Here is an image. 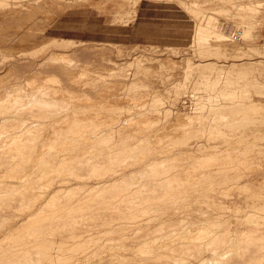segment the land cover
<instances>
[{"label": "rangeland", "instance_id": "obj_1", "mask_svg": "<svg viewBox=\"0 0 264 264\" xmlns=\"http://www.w3.org/2000/svg\"><path fill=\"white\" fill-rule=\"evenodd\" d=\"M12 1L23 2V3H28V4H32L31 1L35 2V6L33 5L35 7L33 9V12L35 15L29 19L30 20L29 23H31L30 25H32V23H33L32 18H36V21L40 20V18L46 19L50 14H53L57 9V8H55L56 6L54 5L53 2L46 1V0H41V1L40 0H12ZM37 1H40V2L37 3ZM65 1H66V3L70 2V4H68L69 6L66 8V10L59 12L58 13L59 15L57 14L56 17H58V18L55 17V19L52 21V23L49 24L50 26L47 25L44 32H42L40 34L38 32H36V34H35V30L32 29L31 32L29 33L30 35H28V36L30 38H34V40H38V39L44 40V38H46V37H51V36L53 37L54 36V37H60V38H68V39H71V41L70 42L69 41L64 42L62 44L61 48H52V49H39L38 48L35 55H32V54L30 55L29 53H24V54L20 55L19 57L14 58V59L5 60V62L0 61V74L2 72H4L7 69V67H9V65H11L13 63L16 66L15 77H13V79L4 83V85L10 84V83L17 81V80H23L24 78H27L28 76H30L32 74V72H33L32 70H34L37 67L36 66L37 62H39L40 60H45L49 56H55L56 55L55 52H67V54H69V56L78 60L79 67H81V68L82 67L83 68L88 67L87 69L93 74H94V72L97 71L96 74H94V76L91 78L92 80L96 79L95 80L96 84H95V81H92L90 79H85L86 81L88 80L87 82L83 81V82L79 83L77 81V77H75V75L74 76L72 75L73 73L67 74L66 72H63L62 66L60 64L58 65V63H56V64L55 63H51V64L49 63V64L43 65L41 67L42 69L40 68V71H41V75H43L42 78H44V79L40 78L39 82H42L41 81V79H42L43 83L47 82L45 85L46 87L50 85L49 87H51L52 89L54 87V89L57 88V89L68 90V91H72V93H76V92L78 94L82 93L87 98H91V100L85 101L84 103H88L91 106L95 105L96 109H94V110H96L98 113V115L95 116L97 119H95V117H93L92 122H91V120H89V119H91L92 117H88V116L86 117L85 116L83 118H80L79 120L71 121V122H73V125L75 127L72 126L71 122H68L67 124L65 123L66 125H64V129L62 128L63 124L57 128L56 131L60 132V133L57 132L58 134H61V132H63L62 135L64 136V138L67 139L66 141L71 146L69 148H63V149H62V147H60L61 149L59 148V145L61 144V142L65 141V140L58 138L56 136L57 135L56 133L55 134L52 133V134H48V135L47 134L44 135V133H41L42 136H41V134H39L40 138L37 140V149H35L36 147L33 148V150H31V153L26 152V151H28V148H24L26 150L24 152H23L24 149H22V148H20V149H18L16 147L13 148L11 152L16 154L17 157H15V159L17 161L19 159H21V157H25V156H26L25 160L28 161V163L25 164L26 169H28V171L27 170H23V171L19 170L16 174L18 176H16L17 178L15 177V179L13 178L14 176L13 177L8 176V173L7 172L5 173V171H4L8 163L5 162V164H4L3 161L9 160V158H11L10 157L11 153L6 152L7 149L0 152V161L2 164L1 168H0L1 169L0 180H2L4 178L6 180V181L2 180V182H4V183H2L0 181L1 182L0 188L2 191V193L0 194V202H1L0 203V211L2 208H5L4 210H2V212H0V217L3 215L5 216V214L7 217H9L11 215L10 218H7V219H4V218H6V216L1 217V219H3V220L0 219V224H2V225H0V237L1 238L4 236L7 237L9 234L8 229L13 224H15V219L23 216L22 213H28L30 211L29 209H26V210H28V212L25 209H21L22 203H24L23 205L27 204L26 199H27V201L29 200L28 202L33 200L32 198H34L36 200H37V198H38V200H44L45 199L44 197L40 196V193L42 191L46 190L47 182L49 183V181H54L53 179H55V178H53V176L58 174L52 168V166H54V164H56V163H54V164L46 163V165H45V162H42L45 157H47L48 159H50V157H51V159H52L55 157V155H53V154L51 155V153H53L55 151L56 152L57 151H59V152H62V151L68 152L69 151V153H71V154L70 155L68 154L66 156L69 158L70 162H72L73 159H74V161H76V160L83 159V158L85 159V161H88L89 156H87V155H88V151H90L91 145L95 144V143L98 144L99 142L103 143V144H101V145L98 144V145H100V147H96V149H94V150L95 151L97 150L96 152H100V153L103 152V154L102 155L97 154V157L95 154V156L90 157V159L98 158V159L103 160L104 161L103 167H106V166L107 167H109V166L114 167V165L116 164L115 168L119 167V169H121V172L123 174H127V175H130L131 173H133V174L135 173L134 175L137 174V176H136L137 179L134 176L135 177L134 181L136 182V184L150 180L151 176L147 175L148 173H147L146 167L149 163H151L155 159L157 160V158H159V157H161L160 159H171V158H175L177 156V159H180V158H178V156L182 154L181 156L183 157L185 155L184 152H186V154L191 153L192 156H195L197 153H199L205 149L216 150L218 152L222 150L223 152L226 153V154L223 153L222 156H218V158L213 157V162L211 163L212 164L211 167L212 168L217 167L220 170L214 172V175L212 174V176H210V178L207 177L205 179V183H202L203 181L201 182V180L194 181V183L197 182V184L193 183L192 184L193 188H190L189 191L184 192V194L185 193L187 194V195L185 194V196H184V194L183 195L182 194L181 195H177V194L173 195L172 194V197L170 195L165 196L164 197L166 199L165 204L164 205L162 204V207L165 209L163 211L158 210L157 219H152L153 216H151V215L154 214V212L152 210L146 211V213L144 211L143 213H141L143 215H141L139 217V220H140L139 222L143 223L145 225V227L143 225V227H142L143 229L142 228L138 229L136 227H133L132 229L123 230V231H127V232L131 231V234L134 233V234H132V236L134 235V237H135V238L133 237L135 240H133V238H132V242L134 244L133 245L134 247L136 245H137L136 247L140 246L139 244H136L137 242H135L138 240V238L141 240L151 239L153 236L156 235V233L157 234L162 233V232L167 233V232L173 231L176 228L179 229V227L183 223L207 222L208 219H211L209 221H217L218 220L220 222H223V223L229 225L230 226L229 231L231 233H235V231H236V233H238V231L241 232V229L238 227V225H243L244 223L251 224V222L248 220V218L245 217L246 216L245 214L247 212L253 210L252 209L253 207H251V204H253L254 201L257 202L256 204L258 205V208H256V211H259V213L261 211V214L264 213V211H263L264 210V200L261 199L259 196L252 195L253 192H255V191L257 192V191L263 190L261 187H259L258 178L264 176V158H263L264 157V114H263L264 113V111H263L264 110V71H263L264 70L263 69L264 63L259 62L254 68H252L248 77L235 76L234 74L231 75V74H227L226 72H225V74H226L225 75L224 72L219 71L218 70L219 68H218V69H215L213 71V73H212L213 75L211 74L209 77H203L202 78L200 71H198L197 69H194L190 74H188L187 71L185 70V65H186L185 59L187 57H191L192 60L195 62L196 61H202V60L207 61V60H210V58H213L218 62V64H221L222 62H225V63L232 62L236 59V57L227 56L223 53H216L218 51H216L215 49H213V51L212 50L211 51H205L204 46H208V44H209V45L214 47L216 44L217 45L219 44V42L216 41L217 40L216 33L214 34L216 37H214L213 34L208 35L209 37L207 36L208 39H210V40H208L207 43L205 42L204 46H203V43L199 42L198 37H196V36H198L196 33L197 32L196 30L199 27L198 25L205 22L204 19L206 18V16H210V15L214 16L213 26L215 28V32L226 35V36L229 35V37L231 38L230 32H228L229 30L232 31V30L240 29V30L244 31L246 26H248L251 22H253V21L258 22L257 20L260 17V15H261V17H264V7H263L264 4L257 5V10L255 11V13H252L248 19H245L243 21H241V20L238 21V19L234 18V16H233V14H235L237 12V10L231 5V3L226 2L225 0H133V1L137 2L136 13H137L140 5H142V6L155 5V7L157 8V11H159V17L167 16V13H168L169 14L168 18H170V19H167V20L159 19L158 23L151 22L150 23L151 27H149V28L147 27L146 23H142V25L140 26L139 32L137 30H135V33L132 34L131 33V26H130V23L132 20H130L127 23L128 25L127 24L126 25H123V24L119 25V24L114 23L113 19H114L115 13L112 12L111 7L108 8L109 5H105V6H107V8L102 10L99 7V4L98 5L97 4H95V5L89 4L90 0H86V3L84 2L85 0H71V1L65 0ZM67 1H69V2H67ZM130 1H132V0H130ZM261 1H264V0H261ZM76 3H78V4L76 5ZM36 5H37V7H36ZM53 5H54V7H53ZM224 8H228L229 13L218 10V9L222 10ZM198 10H200V11H198ZM136 13H135V16H136ZM0 15H1L0 16V40H1L4 37H6L8 35V33L12 30V27L10 24L14 23V21H13V19L9 18L8 16L2 14L1 11H0ZM26 18H28V16H26ZM202 18H203V20H202ZM155 26H158V27H156L157 29L154 28ZM3 27H4V29H3ZM1 31H2V33H1ZM148 32L151 34V36H153V38L151 37V38L147 39L148 37H146V35H148ZM179 32H181V34L183 33V35H184L183 39L181 40V42H184V43H182V45L180 47L167 48L166 45H163L165 43H159V42H164V40H167L166 34H168V33L169 34H172V33L178 34ZM32 34H34V35H32ZM35 35H37L36 39H35ZM137 35H139V37H137ZM142 35H144V36H142ZM156 35H158L159 37L154 38ZM161 36H163V37H161ZM137 38L150 40L149 44H147V45L146 44H136L135 40ZM153 41H159V42L157 43V42H153ZM252 41L253 42H259V43L264 42V33H262V35H258V37L256 39H253ZM116 42H118V46L120 45L119 47H117ZM236 42L243 43L244 39L241 41H236ZM30 49H32V48L30 47ZM211 52H213V53H211ZM137 53H144L147 55H151L153 57H156V56L164 57L165 55L166 56L168 55L172 58L181 59L182 61L179 62L175 68H172V69H161V68L155 67V65H153V66L151 65L150 67L128 65L127 61L133 59ZM205 53H207V54H205ZM246 57H247V59H256V58L258 59V58H261V55L253 53L252 55H247ZM33 58H36V59L33 60ZM115 61L125 62L126 65L123 67L124 69L119 70V68H117L115 66L116 65ZM80 62L82 63L81 64L82 66L80 65ZM20 63L22 65H20ZM83 65H85V66L90 65L91 67L90 66L84 67ZM112 68H115V69H112ZM220 68H221V66H220ZM92 70H93V72H92ZM21 71H23V72H21ZM77 71L75 69L72 72H77ZM115 71H116V73H115ZM113 72H114V74H113ZM154 72H156V73H154ZM258 72H260V74ZM43 73H45V76ZM111 73H112V75H111ZM170 73H171V75H170ZM172 73H174V74H172ZM175 73H177V74H175ZM106 74H107V77L105 76ZM116 74H118V75L116 76ZM221 74H222V76H221ZM212 76H214V78H212ZM48 77H49V79H48ZM72 77H74V78H72ZM101 77H104V78H101ZM167 77H169V79ZM229 77H230V79H228ZM204 78L208 82H206L204 80ZM210 78H211V80L212 79L213 80L211 81ZM48 80H49V83H48ZM71 80H73V81H71ZM107 80L109 83L106 82ZM99 81H102L101 85L103 84V86H101V85L98 86V84H100ZM119 81H120V83H118ZM104 82L106 83V85ZM214 82H215V84H214ZM222 82H224V84ZM52 83H53V85H52ZM55 83H56V85H54ZM74 83H76V84L78 83V84L76 85ZM182 83L184 84L185 87H183L178 92L179 94L178 93L173 94L174 90H172L171 88H173L176 84H182ZM173 84H174V86H173ZM4 85H1V87ZM65 85H66V87H65ZM60 86H61V88H60ZM87 86H88V88H87ZM100 86H101V88H100ZM104 86L106 87L105 89H104ZM64 87H65V89H64ZM80 89H81V92L79 91ZM168 89L172 90L170 92V96L163 95V93L166 92ZM107 90H110V91L107 92ZM104 91H105V93H103ZM111 91H112V93L110 94ZM234 91H235V93H234ZM247 91H248V93H247ZM230 92H231V95H230ZM232 92L234 93V95ZM157 93L162 94L161 97H158L160 100L158 98H155V96H154ZM104 94H106V95H104ZM239 96H240V98H239ZM248 96H249V98H248ZM97 97H99V99ZM112 97L114 99H116L115 100L116 102L115 101L112 102L114 100V99L112 100ZM231 97L233 100L231 99ZM123 99H124V101H123ZM94 100H95V103H94ZM107 100H108V102H107ZM142 101H143V103H142ZM116 103H118V104H116ZM255 103L258 104L259 106H261V105L263 106L259 112H253L252 109L248 108V106H247V105H249V106L254 105ZM226 104H229V105H226ZM159 105H161V106H159ZM212 106H213V108H212ZM227 107H228V109H227ZM232 107H233V109H232ZM135 108H137V109H135ZM139 108H140L141 112H148V111L149 112L150 111H160L161 112L162 111L161 112L162 117L159 118L160 120L159 119L158 120L152 119L148 123H144V120H146V118H143V117L131 120L132 122L130 121V119H128V117L125 118L127 116L126 114H128V113H129L128 114L129 117H130V115H136L138 113H141L139 111ZM153 108H154V110H153ZM246 108H248V110ZM229 109H230V111H229ZM235 109H237L240 113L238 111H235ZM163 110L165 112H163ZM249 110H251V111H249ZM167 111L169 112L168 114L170 115L171 119H170V117L167 116V114H166ZM195 111H196V113H195ZM232 111H234V112H232ZM164 113H165V115H164ZM179 113L187 115V116H193V115L199 114V117L197 118L198 120H195L194 122H192V124L190 126L188 125L190 128L188 127V130L186 131V133L183 130H181V132H179V135L177 132V134H175V135H172L170 137H166L165 138L166 140L164 139V141H162V142H155L156 146L154 144V140L152 142V138L154 136L151 138L148 137L150 140L149 145L144 143L141 140L142 139L141 136H145L143 138H146V136H147L146 132H148V131H149L148 135H150V134L155 135V133H158L160 130L166 131L167 125H169V119H170V123H171L172 127L170 125L168 127L173 128L175 124L172 125V123H175V121H174L175 117ZM103 115H105V116H103ZM166 117H167V119H166ZM108 118H109V120H108ZM19 119H24V120L27 119L26 120L27 122H31L34 120L45 121L46 123L53 122L52 118H39L38 116L33 117L32 115L29 116L28 114L21 115L19 117ZM125 119H128V122H130V124H128V122L126 124H122V121ZM98 120H99V122H98ZM137 120H139V121H137ZM172 120H173V122H171ZM81 122H82V124H81ZM216 122L219 124H217ZM100 123H103L102 124L103 128L106 127V128H104L105 130L106 129L109 130V132L107 133V134H109L107 137L108 140L107 139L104 140V138H101V140H104L102 142V141H100V139H93V138L91 139L90 136H87V135H90L88 133V134H86L87 137L86 138L84 137L82 139L83 145H81V147L75 148V149L72 147V145L74 143L73 141H74L75 137L78 135V133L76 132L77 131L76 128L78 126H82L84 124H86V125L98 124L99 125ZM209 123H211V124L209 125ZM141 124H142V126H141ZM159 124H160V126H159ZM138 125L140 127H138ZM143 125H144V128H143ZM149 125H150V127H149ZM153 125L154 126L157 125V127L153 128L154 127ZM122 126H123V130L121 129ZM133 126H134V129L132 128V130H131L130 128ZM135 126L137 129H135ZM73 127L76 131L73 130ZM61 128L64 131H67V132H65L66 134L64 133V131ZM113 128L115 129V133L113 132L114 131ZM156 128H158V129L161 128V129L160 130L157 129L158 131H156ZM170 128H167V130H169ZM215 128L216 129L220 128V131L222 132V134H221V132L220 133H211L210 132V129H215ZM146 129H147V131H146ZM118 130H120V131H118ZM144 130H145V133L143 132ZM256 130L257 131L261 130V131L260 132L258 131L259 133H257ZM140 131H141V133H140ZM208 131L210 132V134ZM252 131L254 133H252ZM188 132H189V134H188ZM70 133H71V135H70ZM255 133H256V136L254 135ZM212 134H214V135H212ZM184 135H186V136H184ZM252 135H254L255 137L254 136L252 137ZM46 138H47V142L45 141ZM69 138H71V139H69ZM135 138H136V140H135ZM180 138H183V139H180ZM129 139H131V141ZM97 140H99V141H97ZM167 140H168V142H167ZM171 140H172V142L170 143ZM114 141H116V142H114ZM141 141L145 145H140ZM89 142H90V144H89ZM111 142L114 143L113 144L114 146L111 144ZM176 142H177V144H176ZM45 143L51 144V145L58 144V146H57V148L56 147L50 148V147H46ZM115 143H117V144H115ZM128 143H129V147H128V145H125ZM106 144L108 147L106 146ZM256 144H258V145H256ZM117 145L120 147H118ZM123 145H125L126 148ZM245 146H247V147H245ZM146 147H148V148H146ZM249 148H250V150H249ZM54 149H56V150L54 151ZM121 149L122 150L126 149L125 155L124 154H122V155L118 154V150L121 151ZM252 149H253V151H251ZM46 150L48 152L50 151V153L48 154L49 157L47 154L46 155L43 154V151L45 152ZM72 150L74 152H77L78 154L74 155V152ZM112 150H113L114 154H113V156H111L112 157L111 158L110 155H108V154ZM160 150H162V152H159ZM246 150H248V151H246ZM15 151H18V152L16 153ZM21 151L23 154H21ZM39 151H40V153H39ZM84 151L86 153H84ZM146 151L148 152L147 155H149V154L150 155L147 157L144 156V158H142V156L145 154H142V155L139 154V156H141L139 159L138 153H141V152L144 153ZM151 151H152V153H150ZM241 152L243 154H241ZM85 154H87V155H85ZM255 154L257 157L255 156ZM3 155L6 156L5 157L6 159L4 158ZM7 155H9V157H7ZM27 155L30 158H33V161L29 162L30 158ZM134 155H135V157H134ZM2 157L4 158V160H2ZM72 157H73V159H72ZM123 157H124L125 161L122 162V164L120 165L118 163L119 158L122 159ZM136 159L137 160L139 159V160L137 161ZM141 159H142V161H141ZM130 160H131V163L128 162ZM126 161H127V163H126ZM132 162H134V164ZM217 162H218V164H217ZM257 162H259V164ZM30 163H31V165H30ZM34 165H36V166L34 167ZM117 165H118V167H117ZM189 165L190 164H188V165L184 164L181 166V168H183V167L186 168ZM30 167H31V169H30ZM47 167L48 168L50 167V168L48 169ZM51 169L53 170V172ZM141 169H143V170H141ZM43 170H44V172H43ZM49 170H51V171H49ZM134 170H135V172H134ZM128 171H129V173H128ZM130 171H131V173H130ZM141 171H144L146 173L141 172ZM45 172H46V174H45ZM48 173H50V174H48ZM38 174L40 177L38 176ZM61 174L62 173H59V175L56 177L65 175V174H62V175ZM20 175L25 176V177L23 179L18 178ZM29 175H31V176H29ZM42 175H44V177ZM48 175L50 176V178ZM111 175H109V176H111ZM113 175L117 176L116 173H113ZM26 176H27V178H26ZM30 177H32V178L28 180V178H30ZM138 177H139V179L141 177V179H140L141 181L138 179ZM41 178L43 181L41 180ZM9 180H10V182H9ZM14 180H16L15 183L13 182ZM22 180L24 181L25 185H28V188H29V189L27 188V190L25 188V191L27 193H25L24 195H21L20 193H18L19 188L23 184ZM34 180H36V181H34ZM11 181L13 182V184ZM41 181H42V183L44 181L46 182V183L45 182L43 183L44 185L42 184L43 188L41 186ZM96 181H97V179H91L90 180V182H92V183H94ZM75 183H78V182H75ZM35 184H36V186H35ZM2 185H3V187H2ZM10 185H11V188H10ZM50 185H51V189H54V186H56L54 183L53 184L50 183ZM206 185H207V187H206ZM5 186H7V188H5ZM37 186H38V188H36ZM45 186H46V188H45ZM195 186L197 187V189L194 188ZM33 187H35L34 190H33ZM3 188L6 189V191H4ZM16 188H18V190ZM47 189H50V187H48ZM121 189H123V187L113 188V189H111V191H113L112 193H114L115 190L117 192H119ZM10 190H13L12 191L13 193ZM28 192H29V194H28ZM150 193H151V190H147L145 192V194H147V195H149ZM110 194L111 193H108V194L106 193L105 194L106 197L103 195L104 197L99 196L98 198H96L97 200L100 199L98 201H101V202L94 203V205H92V208H95V206L96 207L99 206L102 208L101 209L97 208V210H94V211H98V212L100 211V213L102 212V214L104 212V209H105V212L109 211V209L107 208V205L110 204V201H112V199L116 200L118 198V197L113 198L112 196H111L112 199H111V197L108 198V196H110ZM206 194H208V195H206ZM18 195H19V197H18ZM25 195H26V197H25ZM147 195H145V196H147ZM2 196L5 198H3ZM12 196H14L15 199ZM33 196H35V197H33ZM149 196H147L148 199L150 198ZM168 196H170V197H168ZM10 197L13 198V201L10 199ZM24 197H25V199H24ZM2 198H3V200H2ZM19 198H22V199H19ZM104 198H106L105 201H107V200L109 201V199H110V201L106 204V202L103 200ZM4 200H6L7 202H4ZM20 200H23V201H20ZM13 202H15V203H13ZM18 202H19V204H18ZM158 205H159L158 207L161 206V201H158ZM7 206H10V207H7ZM103 206H104V208H103ZM105 206H106V208H105ZM121 207L124 208V206H121ZM10 208H13V209H10ZM259 208H262L263 210H261ZM106 209H108V210L106 211ZM254 209H255V207H254ZM257 209H259V210H257ZM11 210H13V213L10 212ZM17 210H19V211H17ZM124 210L125 209L119 210V209L113 208L111 211H109V213H111V212L112 213H117V212L122 213V212H124ZM77 211H79V213ZM90 211H91V208H88V209L85 208V210L84 209L76 210V212L72 213L73 216H76L75 218H73V216H71L70 219L68 218L69 220L67 218H65V219L62 218L59 221L55 220L54 221L55 224H54V222L51 223L50 227H49V221H47L48 224H45L46 226L42 227V224L44 225V221H43V219H41V222H39V224L34 223L32 225H29L26 229L22 230L23 231L22 235H21L22 231H19V232L16 231L17 235H15L16 233L12 234L14 236V238H12V235H10L9 236L10 239L9 238L5 239L3 241L2 247H0L1 248L0 253H2V254H0V257H1L0 258V264L9 263L8 262L9 258L7 259V257L10 256L9 253H10L11 249L14 248L13 243H15V241L19 240L20 238L27 239L29 236L31 237V235H29V236H28V234L25 235V233H27L26 231L32 232L35 230V228L37 229L38 226H41L42 228L48 227L47 229H45V228L41 229L42 233L40 232L41 234L38 237L39 241H41V240L44 242H48L47 240L56 241L54 244H52V246H54V247L49 250L51 253L54 254L55 260L53 259V261H55L56 263L53 262V264H63V263L64 264H72V263L73 264H93V263L94 264H101L102 262H103V264L116 263V261L110 260L109 256L112 253L114 254V253L119 252V250H117L116 248L120 247L121 243L118 244L120 242L118 240L120 237V232L117 230H116V232L114 231V233H112L113 231L109 232L107 235H105L103 238H101V240L95 239V240H92L93 242L92 241H86V240L84 242V240H83L82 243L86 244V246H84V247H79L81 245H78L76 247V244H77L76 243L74 245L75 247L72 246V247H74V248H72L70 246V242L67 241V240H70V237L69 238L66 237V234L69 233V231L73 227V225H71V224L73 223L74 219L78 218L75 221V225L78 226L76 229H74L75 231L78 230L77 232H83V233H85L86 230L89 231V232L86 231V233L84 235H86V234L89 235L90 233L97 231L96 227H94V226L92 227L91 225H92L93 221H94L93 224H96V222H100L102 220H101V218H100V221L97 220L98 217L95 216V218H97V219L93 218V220H91V222H90V218L94 217L90 214H89L90 216L86 215V214H88V212L91 213L93 210L91 212ZM4 212H5V214H4ZM151 212H153V213H151ZM20 213H21V215H20ZM46 213L49 214V212H46ZM82 213H84L83 214L84 216L82 215ZM160 214H161V216H160ZM212 214H214V216H212ZM81 215L85 219V221L83 220ZM95 215H97V214L95 213ZM186 215H188V217ZM88 217H90V218H88ZM86 219L88 222H86ZM142 219H144L145 221H143ZM78 220H79V223H78ZM1 221H4V222H1ZM65 221H68V222H65ZM69 221H72L71 224ZM83 221L86 223H83ZM261 221H262V223H264L263 218L261 219ZM56 222H59V223H56ZM160 222L164 223V228L162 229L163 231H161L160 228H157L158 225L160 224ZM65 223L66 224L69 223L68 225L70 226V228L67 227ZM58 224L59 225L65 224L64 226H66L68 229L66 227H64L63 225H60L61 227L60 226L58 227ZM78 224H80V225H78ZM85 224H87V225H85ZM147 224H148V226H147ZM52 225L55 228H53ZM81 225L83 226V228ZM174 225H175V227H174ZM30 226H32V227H30ZM33 227H35V228H33ZM86 227H88V228H86ZM147 227H149L148 229L151 230V232L153 233L152 235L150 232H148L149 230L147 229ZM154 227L157 228V229H155V231H154ZM53 229H56L57 231L53 230ZM64 229L67 231L66 233L64 232L65 231ZM145 229H147V230H145ZM263 229H264V227H263ZM263 229L261 230V232H264ZM224 230H225V228H223V227L215 229V231H220V232H223ZM30 232H28V233H30ZM43 232L44 233L46 232V233L43 234ZM138 232H140V233H138ZM143 232L145 234H147V237H146V235L143 236L144 235ZM47 233H49V234H47ZM118 234H119V236H118ZM15 236H17V237H15ZM107 237L110 239L112 237H113L112 239L116 238L118 241L117 240L113 241L112 239L111 240L109 239V241H107V239H108ZM86 238H88V237L86 236ZM77 239H78L77 241L79 242L80 239H83V237L77 236ZM104 239L106 240V242L103 241ZM62 240L63 241L66 240L67 243L64 242L65 244H62L63 243V242H61ZM96 240H97V242H96ZM127 240H128V242L130 241V239H127ZM11 241H12V243H11ZM91 242L93 243V246H92ZM104 242H105V247H104ZM89 243H90V245H88ZM6 244H8V245H6ZM48 244H49V242H48ZM48 244H47V246L49 249L51 247V244H49V245ZM94 244H96V245H94ZM100 244L103 246L101 247ZM109 244H111V245H109ZM67 245H69V246L66 247ZM112 245L114 247L113 249H116V250L112 249ZM8 247L10 248V250H8L9 249ZM96 247L97 248L101 247L100 252L102 251V254H100V252L98 251L99 249H97ZM3 248H4V251H3ZM21 248H22V250H21L22 257L24 256L23 252H24V254H26L25 256H27V255L29 256L30 253L32 251H34V253L32 252L34 258L37 256L36 251H38L40 249L39 247H37V248L34 247V249L31 250L30 252H28V254H27V251L24 248V246H22ZM83 248H85L86 251L89 249L87 251L88 252L87 256L89 257V255L91 254L90 255L91 257L89 258L90 261H88L89 259L87 260L88 257H85L86 252L81 251ZM93 248H95V249H93ZM44 249L42 250V252L44 251ZM48 249H45V250L47 251ZM74 249H76V250L73 251ZM102 249L103 250L106 249L104 251V253H103ZM108 249H109V251H108ZM110 249H111V251H110ZM63 250H64V252H63ZM90 250L92 251L93 255L90 252ZM69 251L71 253H69ZM120 251L125 252V250L123 251L121 249H120ZM61 252L64 253L63 254L64 257H63V255L61 257ZM66 252L69 254L67 255ZM98 252H99V254H98ZM56 253L58 255H60L59 258H63V260L62 259L57 260L56 259L57 257L55 256ZM32 254L30 256H32ZM7 255H9V256H7ZM67 256H69V258H71V260H68L69 258ZM75 256H76V259H75ZM72 257H74V258H72ZM4 258L6 259V262L5 261L2 262ZM91 258H93V259H91ZM24 259L25 258H23V260ZM101 259H102V261H101ZM26 262L30 264L31 261H29V262L26 261ZM47 262H50V264H52V261H50V260L47 261L46 259L41 260V261H37L36 264H47ZM248 264H250V263L248 262ZM260 264H264V261H261Z\"/></svg>", "mask_w": 264, "mask_h": 264}, {"label": "bare ground", "instance_id": "obj_2", "mask_svg": "<svg viewBox=\"0 0 264 264\" xmlns=\"http://www.w3.org/2000/svg\"><path fill=\"white\" fill-rule=\"evenodd\" d=\"M40 1H37V3H39ZM46 1L53 2L54 5L56 6L55 8H57L56 11L53 14H50L46 19L40 18V20L36 21V18H32V22L33 23H32V25H30L31 23H29V21H30L29 19L35 15L34 12H33V9L35 8L34 7L35 6V2L31 1L32 4H28V3H23V2H14L12 0H0V11H1V13L6 15V16H8L11 19H13V21H14V23L10 24L11 27H12V30L8 33V35L6 37H4L3 39L0 40V61L5 62V60L14 59V58L19 57L20 55H22L24 53H29L30 55L31 54L35 55V53H36L38 48L39 49L61 48V46H62V44L64 42H68V41L70 42L71 41V39H68V38H60V37H54V36L53 37L52 36L51 37H46V38H44V40H42L41 38H40L41 40H39L38 38H37L38 40H34V38H30L28 36V35H30L29 33L31 32L32 29L35 30V34H36V32H38L39 34L44 32L46 27H47V25L52 23V21L55 19L57 14L59 12H61V11L66 10V8L69 6L68 4H70L69 1H67L69 3H66L65 0H46ZM225 1L231 3V5L237 10V12L235 14H233V16H234V18L238 19V21L239 20L243 21L245 19H248L250 17V15L252 13H255V11L257 10V5L264 4V1H261V0H225ZM84 2L86 3V0ZM77 4L78 3H76V5ZM89 4H92V5H95V4L98 5L99 4V7L102 10L107 8V6H105V5H109L108 8L111 7L112 12L115 13L114 14V19H113L114 23L120 25V24H127L130 20L134 19L135 13H136L137 2L133 1V0L132 1H130V0H90ZM54 5H53V7H54ZM36 7H37V5H36ZM218 10L229 13V9L228 8H224L222 10L218 9ZM198 11H200V10H198ZM26 16H28V18H26ZM56 18H58V17H56ZM202 20H203V18H202ZM204 20H205V22L201 23L200 25H198L199 27L196 30L197 31L196 33L198 35L196 37H198L199 42L203 43V46H204L205 42L207 43V41L210 40V39H208V37H209L208 35H210V34L214 35L215 33H216V36H217V40L216 41L219 42V44L218 45L216 44L214 47L209 45V44H208V46H204L205 47V51H211V50L213 51V49H215L216 51H218L216 53H223V54H225L227 56L236 57V59L234 61H232V62H228V63L222 62L221 64H218V62L215 59H213V58H210V60H207V61H205V60L203 61L202 60V61H196L195 62V61L192 60L191 57H187L185 59V61H186L185 62V64H186L185 65V70L187 71L188 74H190L194 69H197L198 71H200V74L202 75V78L203 77H209L213 73V71L215 69L219 68L218 70L221 71V72H224V74L226 72L227 74H231V75L234 74L235 76L248 77V75L250 74V71H251L252 68H254L259 62H263L264 63V58H263L264 57V42H260L259 43V42H253L252 41L253 39H256L258 37V33L254 29V24H255L254 21L251 22L248 26H246L244 31L241 30L242 38L239 41L244 39V42L243 43H239V42H236L238 40L235 41L232 37L230 38L229 35L226 36V35H223V34L215 32V28L213 26V24H214L213 23L214 22V16H212V15L206 16V18ZM3 29H4V27H3ZM1 33H2V31H1ZM32 35H34V34H32ZM36 36L37 35H35V39H36ZM216 36L214 35V37H216ZM116 45H117V47L120 46V45L118 46V43ZM30 47L32 49H30ZM167 48H170V47H167ZM211 53H213V52H211ZM253 53L261 55V58H258V59L257 58L256 59H247L246 56L247 55H252ZM55 54H56L55 56H49L45 60H40L39 62H37V65H36L37 67L34 70H32L33 71L32 74L30 76H28L27 78H24L23 80H17V81H14V82L10 83V84L4 85V83H6L7 81H9V80L13 79V77H15L16 66L13 63L12 64L10 63L11 65L8 64L9 67H7V69L0 74V152L4 151L5 149H7L6 152L11 153V155L9 154L11 158H9V160H7V161H3L4 164H5V162L8 163L4 171H5V173L6 172L8 173V176H12V177L14 176L13 177L14 179H15L16 176H18L16 174H17V172L19 170L20 171H23V170H27L28 171V169H26V166H25V164L28 163V161L25 160L26 156L25 157H21V159H19L17 161L15 159V157H17L16 154L11 152L13 148H15V147L18 148V149H20V148H22V149L28 148V151H26L24 149L23 152L26 151L28 153H31V150H33V148L36 147L35 149H37V140L40 138L39 134H41V133H44V135H46V134L48 135V134H52V133L55 134L56 133L57 134L56 136L58 138H60L62 140H65V141L61 142V144L59 145V148L60 147H62V149L63 148H69L71 146L66 141L67 139L64 138V136L62 135L63 132H61V134H58L60 132L56 131L57 128L63 124L62 128L64 129V125H66L68 122L79 120L80 118H83L85 116L86 117L87 116L88 117H92L91 119H89L92 122L93 117L98 115L97 111L94 110V109H96L95 105L91 106L88 103H84L85 101L91 100V98H87L82 93L81 94L80 93L78 94L77 92L76 93H72V91H68V90L57 89V88L54 89V87L52 89L51 87H49L50 85L47 86V87L45 86L47 82L43 83L42 79H44V78H42L43 75H41V71H40V68L43 65H45V64H49V63L50 64L51 63H55V64L58 63V65L60 64L62 66L63 72H66L67 74L68 73L69 74L73 73L72 75L73 76L75 75V77H77V81L79 83H81L83 81H86L85 79L92 80L91 78L97 72V71L94 72V74L91 73L87 69L88 68L87 66H90V65H87V66L83 65L84 67H87V68L79 67L78 60H76L75 58L69 56V54H67V52H55ZM205 54H207V53H205ZM35 59L36 58H33V60H35ZM181 61H182L181 59L172 58V57H170L168 55L167 56L165 55L164 57H161V56L153 57L151 55H147V54H144V53H137L134 56L133 59L127 61V64L128 65H137V66H146V67H150L151 65L152 66L155 65V67H158V68H161V69H172V68H175L176 65L179 62H181ZM81 64L82 63L80 62V65ZM115 64H116L115 66L117 68H119V70H123L124 69L123 67L126 65V63L122 62V61L121 62L120 61H115ZM20 65H22V64L20 63ZM220 66H221V68H220ZM75 69H76V71L77 70L78 71L77 72H72ZM112 69H115V68H112ZM21 72H23V71H21ZM92 72H93V70H92ZM115 73H116V71H115ZM154 73H156V72H154ZM258 73L260 74V72H258ZM43 74L45 76V73H43ZM113 74H114V72H113ZM172 74H174V73H172ZM175 74H177V73H175ZM111 75H112V73H111ZM117 75L118 74H116V76ZM170 75H171V73H170ZM105 76L107 77V74ZM221 76H222V74H221ZM40 78H42L41 79L42 82H39ZM72 78H74V77H72ZM101 78H104V77H101ZM167 78L169 79V77H167ZM212 78H214V76H212ZM48 79H49V77H48ZM228 79H230V77ZM95 80L96 79H94L92 81H95ZM204 80H205V78H204ZM210 80H211V78H210ZM71 81H73V80H71ZM106 82H108V80ZM206 82H208V81H206ZM48 83H49V80H48ZM99 83L100 84H98V86L101 85L102 81H99ZM118 83H120V81ZM183 83L182 84H176L175 86L173 84L174 87L171 88L172 90H174L173 94L178 93L183 87H185ZM222 83L224 84V82H222ZM74 84H76V83H74ZM95 84H96V81H95ZM214 84H215V82H214ZM1 85H4V86L1 87ZM52 85H53V83H52ZM54 85H56V83ZM105 85H106V83H105ZM101 86H103V84ZM101 86H100V88H101ZM65 87H66V85H65ZM65 87H64V89H65ZM60 88H61V86H60ZM87 88H88V86H87ZM105 88L106 87L104 86V89ZM171 89H168L166 92L163 93V95L170 96V92L172 91ZM110 90H107V92L110 91ZM79 91L81 92V89ZM103 93H105V91ZM111 93H112V91L110 92V94ZM234 93H235V91H234ZM234 93H233V95H234ZM247 93H248V91H247ZM104 95H106V94H104ZM161 95L162 94L157 93L154 96H155V98H158V97H161ZM230 95H231V92H230ZM97 98L99 99V97H97ZM239 98H240V96H239ZM248 98H249V96H248ZM113 99L114 98L112 97V100ZM231 99H232V97H231ZM115 100L116 99H114L112 102H114ZM123 101H124V99H123ZM107 102H108V100H107ZM94 103H95V100H94ZM142 103H143V101H142ZM116 104H118V103H116ZM255 104L254 105H250V106L247 105V106H248V108L252 109L253 112H259L260 109L263 106L262 105L259 106L258 104H256V105ZM226 105H229V104H226ZM159 106H161V105H159ZM212 108H213V106H212ZM248 108H246V109L248 110ZM135 109H137V108H135ZM227 109H228V107H227ZM232 109H233V107H232ZM153 110H154V108H153ZM139 111H140V108H139ZM229 111H230V109H229ZM235 111H238V110L235 109ZM249 111H251V110H249ZM161 112L160 111L141 112V113H138L136 115H130V117H129V115H128L129 113H128V114H126L127 116L125 118L128 117V119H130V121H131V120H134L136 118L143 117V118H146V120H144V123H148L152 119L153 120H158L160 117H162ZM163 112H165V111L163 110ZM232 112H234V111H232ZM168 113L169 112L167 111L166 114H167L168 117H170V115ZM195 113H196V111H195ZM24 114H28L29 116L32 115L33 117L34 116H36V117L38 116L39 118H52L53 122L46 123L45 121H40V120H34V121H31V122H27L26 121L27 119L26 120L19 119V117L21 115H24ZM164 115H165V113H164ZM103 116H105V115H103ZM198 117H199V114L193 115V116H187V115L179 113L175 117V120H174L175 123H172V125L175 124L173 128L168 127L169 125L171 126V123H170L171 117H170L169 125H167V128H170L169 130H167L166 127H165L166 131L165 130L164 131L160 130L161 128H159V129L156 128V131L160 130L158 133H155V135L154 134L148 135V132H149L148 131V132H146L147 133L146 138H143L145 136H141L142 137L141 140L144 143L149 145L150 140H149L148 137L151 138V137L154 136L153 137L154 139L152 138V142L154 140V144H155V142H162V141H164V139L166 137H170L172 135H175V134H177V132H178V135H179V132H181V130H183L186 133V131L188 130V127L192 124V122H194L195 120H198L197 119ZM95 119H97V118L95 117ZM128 119L123 120L122 124H126L128 122ZM166 119H167V117H166ZM108 120H109V118H108ZM137 121H139V120H137ZM98 122H99V120H98ZM171 122H173V120ZM71 124H72V126H74L73 122H71ZM81 124H82V122H81ZM102 124L103 123H100L99 125L98 124H96V125H94V124L93 125L84 124L82 126H78L76 128L77 131L74 129V127H75L74 126L73 130L76 131L78 133V135L75 137L72 147L74 149L81 147V145H83L82 139L84 137L86 138L87 136H90L91 139L92 138L93 139H100V141H102V142L104 140H106V139L108 140L107 137H108L109 134H107V133L109 132V130H107V129L105 130L104 128H106V127L103 128ZM128 124H130V122H128ZM210 124L211 123H209V125ZM217 124H219V123H217ZM139 125H138V127H140ZM141 126H142V124H141ZM159 126H160V124H159ZM149 127H150V125H149ZM155 127H157V125L154 126L153 128H155ZM132 128L134 129V126L131 127L130 129L132 130ZM143 128H144V125H143ZM121 129L123 130V126L121 127ZM135 129H137L136 126H135ZM118 131H120V130H118ZM146 131H147V129H146ZM258 131L260 132L261 130H258ZM258 131H257V133H259ZM65 132H67V131H64V133ZM113 132L115 133V129H114ZM143 132L145 133V130ZM210 132L211 133H220L221 131H220V128L219 129L215 128V129H210ZM210 132H209V134H210ZM88 133L90 135L86 136V134H88ZM140 133H141V131H140ZM252 133H254V132L252 131ZM188 134H189V132H188ZM221 134H222V132H221ZM70 135H71V133H70ZM212 135H214V134H212ZM254 135L256 136V133ZM254 135H252V137ZM41 136H42V134H41ZM184 136H186V135H184ZM101 138H104V140H101ZM69 139H71V138H69ZM180 139H183V138H180ZM129 140L131 141V139H129ZM135 140H136V138H135ZM45 141L47 142V138H46ZM97 141H99V140H97ZM142 141L140 142L141 143L140 145H145L144 143H142ZM114 142H116V141H114ZM167 142H168V140H167ZM171 142H172V140L170 141V143ZM89 144H90V142H89ZM98 144L101 145L103 143L99 142ZM98 144H96V143L92 144L91 147H90V151H88V155L85 154V155L89 156V160L88 161H85L84 158L74 161V159L72 157L73 161L70 162L69 158L66 156L68 154L69 155L71 154V153H69V151L68 152H66V151H62V152L57 151L56 152L55 151L56 149H54L55 152L51 153V155L52 154L55 155L54 158L51 159V157H50V159H48L47 157H45L43 159L42 162H45V165H46V163H49V164L56 163V164H54V166H52V168L58 174L53 176V178H55V179H53L54 181H49V183L47 182V188L50 187V189H47L46 186H45L46 190H44L42 192L40 191L41 192L40 196L44 197L45 198L44 200H38V198L36 200V199L32 198L33 200L28 202L29 200L27 201V199H26V203L27 204L26 203H25L26 205H23L24 203L21 204L22 205L21 209H25V210L29 209L30 211L28 212V210H26L28 213H22L23 216H21L20 218L15 219V224H13L8 229L9 230L8 236L7 237L4 236L2 238L0 237V247H2L3 241L5 239L9 238L10 235L16 233V231L17 232L22 231V230L26 229L29 225H32L34 223L39 224V222H41V219H43V221H44V225L41 223L42 227L46 226L45 224H48L47 221H49V227H50L51 223H53L55 220L59 221L62 218L63 219H65V218H67V219L69 218L70 219L71 216H73L72 213L76 212V210H80V209H84L85 210V208H87V209L91 208V211L92 210L93 211L92 212L90 211L91 213L88 212V214H86V215L90 214V215L94 216V217H91L92 219L90 217H88V218H90V222H91V220H93V218H95V216L98 217V219L97 218H95V219L100 221V218H101V220H102L100 222H96V224H93L94 221H93L92 225L90 224L92 227L93 226L96 227L97 231H95L93 233H90L89 235H87V234L84 235L87 230L85 231V233L77 232L78 230L75 231L74 229H76L78 227L77 225H75V221L78 219L77 218V219H74L72 224H71L72 221H69L70 224L73 225V227L71 228L69 233H67L68 235L66 234V237H68V238L70 237V240H67V241L70 242V246L71 247L74 246L76 243H77L76 247L78 245H81L79 247H84V246H86V244L82 243L83 240H84V242H85V240L86 241H92V240H95V239H97V240L100 239L101 240V238H103L109 232L113 231L112 233H114V231L116 232V230L119 231L120 232V237H119L118 240L120 242L118 244L121 243V245H120V247L116 248L117 250H119L118 253H114V254L112 253L109 256L110 260L116 261V263H110V264H248V262L250 264H260L261 261H264V232H261V230L264 227V223H262V221H261L262 218L264 219V213L261 214V211H260V213H259V211H256V208H258V205L256 204L257 202H255V201L253 202V204H251V207H253L252 208L253 210H251V211H249V212H247L245 214L246 215L245 217L248 218V220L251 222V224L244 223L243 225H238V227L241 229V232L238 231V233H236V231H235V233H231L229 231L230 226L225 224V223H223V222H220L218 220L217 221H209L211 219H208L207 222L183 223V224H181L179 229L176 228L173 231H170V232H167V233L162 232V233H158L157 234L155 232L156 235L153 236L151 239L141 240V239L138 238L139 241L137 240L135 242H137L136 244H139L140 246L136 247L137 246L136 245L134 247L133 246L134 244L132 242V238L134 237V235L132 236V234H134V233L131 234V231L130 232L123 231V230H126V229H132L133 227H136L138 229L142 228L144 224L139 222L140 221L139 217L141 215H143L141 213H143L144 211L146 213V211H151L152 210L154 212V214L151 215V216H153L152 219H157L158 210L163 211L165 209V208L162 207V204L163 205L165 204V200H166L164 198L165 196L170 195L172 197V194L173 195L174 194H177V195H181L182 194L183 195L184 192L189 191L190 188H193L192 184L194 183V181H197V180H201V182L203 181L202 183H205V179L207 177L210 178V176H212V174L214 175V172L220 170L217 167H216L217 169L211 167V165H212L211 163L213 162V157H217L218 158V156H222L223 153H225V152H223L222 150L218 152L216 150L205 149V150H202L201 152L197 153L195 156H192L191 153H187L186 154V152H184L185 155L183 157L181 156L182 154L181 155L178 154L180 156V157L178 156V158H180V159H177V156L175 157L176 159L175 158L160 159L161 157H159V158H157V160L155 159L154 161H152L151 163L148 164L150 167L148 165H147L148 168L145 166L146 169H147V173H148L147 175L151 176L150 180H147L145 182L136 184L134 179L137 176V174L134 175L135 173L133 174V173H131V171H130V173H131L130 175L123 174L121 172V169H119L118 165H117L118 168H115L116 164L114 165V167H110V166L109 167H107V166L103 167V164H104L103 160L98 159V158L90 159V157L95 156V154H96V157H97V154L98 155L99 154H101V155L103 154V152L100 153V152H96L97 150L96 151L94 150V149H96V147H100V145H98ZM111 144L113 145L114 143L111 142ZM115 144H117V143H115ZM176 144H177V142H176ZM125 145H128V147H129V143L125 144ZM125 145H123V146L126 148ZM256 145H258V144H256ZM45 146L46 147H50V148H53V147L57 148L58 144L51 145V144H46L45 143ZM106 146H107V144H106ZM155 146H156V144H155ZM118 147H120V146H118ZM245 147H247V146H245ZM146 148H148V147H146ZM250 148H249V150H250ZM246 151H248V150H246ZM251 151H253V149ZM15 152L17 153L18 151H15ZM159 152H162V150H160ZM39 153H40V151H39ZM49 153H50V151L49 152L47 150L45 152L43 151V154H45V155L46 154L48 155ZM84 153H86V152L84 151ZM150 153H152V151ZM21 154H23L22 151H21ZM77 154H78L77 152H74V155H77ZM113 154L114 153H113V150H112L111 152H109L108 155H110V157H111V156H113ZM118 154H121V155L124 154L125 155L126 154V149H123V150L121 149V151L118 150ZM139 154L140 155L145 154V155L142 156V158H144V156L147 157V156L150 155V154L147 155L148 154L147 151L144 152V153L143 152L138 153V156H139ZM241 154H243V153L241 152ZM9 155H7V157H9ZM255 156H256V154H255ZM5 157L6 156H4V158ZM48 157H49V155H48ZM134 157H135V155H134ZM140 157L141 156H139L138 158L140 159ZM4 158L2 157V160H4ZM131 160L128 161V162L131 163ZM30 161H33V158H30L29 162ZM124 161H125L124 157L122 159L119 158V162L118 163L121 165L122 162H124ZM141 161H142V159H141ZM126 163H127V161H126ZM132 163L134 164V162H132ZM257 163L259 164V162H257ZM184 164H187V165L190 164V165L187 166L186 168H184V167L181 168V166L184 165ZM217 164H218V162H217ZM1 165L2 164H1V161H0V168H1ZM30 165H31V163H30ZM35 166L36 165H34V167ZM30 169H31V167H30ZM44 170H43V172H44ZM51 170H49V171H51ZM53 170H52V172H53ZM141 170H143V169H141ZM0 171H1V169H0ZM134 172H135V170H134ZM141 172H144V171H141ZM59 173H62V174H65V175L56 177V176L59 175ZM113 173H116L117 176L113 175ZM128 173H129V171H128ZM144 173H146V172H144ZM45 174H46V172H45ZM48 174H50V173H48ZM109 175H111V176H109ZM29 176H31V175H29ZM38 176H39V174H38ZM42 176L44 177V175H42ZM24 177L25 176H21L20 175L18 178L23 179ZM26 178H27V176H26ZM31 178L32 177L28 178V180L31 179ZM49 178H50V176H49ZM91 179H97V181L92 183V182H90ZM136 179H137V177H136ZM138 179H139V177H138ZM140 179H141V177H140ZM2 180H5V178L2 179ZM2 180H0V181L2 182ZM36 180H34V181H36ZM41 180H42V178H41ZM15 181L16 180H14L13 182L15 183ZM42 181H41V186L43 188V185H44L43 183L45 181L43 183H42ZM258 181H259V187H261L263 190H260V191H257V192L255 191V192H253L252 195L259 196L261 199L264 200V176L258 178ZM1 182H0V184H1ZM9 182H10V180H9ZM13 182H12V184H13ZM75 182H78V183H75ZM2 183H4V182H2ZM22 183L23 184H22V186L20 188L18 186L17 187L19 188L18 193H20L21 195H24L25 193H27L25 191V188L27 190L28 185H25L24 181ZM50 183L51 184L54 183L56 185V186H54V189H51ZM194 184H197V182L194 183ZM35 186H36V184H35ZM2 187H3V185H2ZM117 187H123V189H121L119 192H117L115 190V192L112 193L113 191H111V189L117 188ZM206 187H207V185H206ZM5 188H7V186H5ZM10 188H11V185H10ZM18 188H16V189L18 190ZM34 188L35 187H33V190H34ZM36 188H38V186ZM194 188L197 189L196 186ZM147 190H151L152 194L150 193L151 194V195L149 194L150 196L145 194V192ZM4 191H6V189H4ZM10 191L12 192L13 190H10ZM1 193H2V191H1V188H0V194ZM106 193L107 194L111 193L110 196L107 195L108 198L111 197V196L113 198L118 197L116 200L112 199V197H111L112 201H110V199H109L110 204L107 205V208L109 209V211H111L114 208V209H119V210L125 209L124 212H122V213H120V212H117V213H112L111 212V213H109V211H107L108 209H106V211L108 212L107 213V212H105V209H104V212L102 214V212L100 213V211L99 212L98 211H94V210H97V208H100V209L102 208V207H99V206L98 207L95 206V208H92V205H94V203L101 202V201H98L100 199L97 200L96 198H98L99 196L104 197ZM28 194H29V192H28ZM185 194H184V196H185ZM19 195H18V197H19ZM145 195L149 196L150 198L148 199L147 196H145ZM206 195H208V194H206ZM35 196H33V197H35ZM170 196H168V197H170ZM12 197H14V196H12ZM12 197H10V199L13 201ZM25 197H26V195H25ZM25 197H24V199H25ZM3 198H5V197H3ZM3 198H2V200H3ZM14 199H15V197H14ZM19 199H22V198H19ZM105 199L106 198H104L103 200L105 201ZM20 201H23V200H20ZM109 201L108 200L105 201L106 204ZM158 201H161V206H160L161 208L158 207L159 206L158 205ZM4 202H7V201L4 200ZM19 202H18V204H19ZM13 203H15V202H13ZM121 206H124V208H122ZM7 207H10V206H7ZM254 207H255V209H254ZM103 208H104V206H103ZM105 208H106V206H105ZM4 209L5 208H2L0 212H2V210H4ZM10 209H13V208H10ZM259 209L263 210L262 208H259ZM259 209H257V210H259ZM17 211H19V210H17ZM10 212L13 213V210H11ZM46 212H49V214H47ZM77 212L79 213V211H77ZM153 212H151V213H153ZM84 213H82V215ZM95 213L97 215H95ZM4 214H5V212H4ZM20 215H21V213H20ZM82 215H81V217H82ZM3 216H1V217H3ZM5 216H6V214H5ZM10 216L9 217L6 216V218H4V219L10 218ZM160 216H161V214H160ZM186 216L188 217V215H186ZM212 216H214V214H212ZM1 217H0V219H1ZM75 217L76 216H73V218H75ZM1 220H3V219H1ZM83 220L85 221L84 218H83ZM142 220L145 221L144 219H142ZM84 221H83V223L88 222L87 219H86V222H84ZM1 222H4V221H1ZM65 222H68V221H65ZM56 223H59V222H56ZM78 223H79V220H78ZM54 224H55V222H54ZM68 224H66V226L70 228V226ZM80 224H78V225H80ZM0 225H2V224H0ZM60 225H63V224H60ZM60 225L58 224V227ZM85 225H87V224H85ZM66 226H64V227H66ZM147 226H148V224H147ZM30 227H32V226H30ZM35 227H33V228H35ZM42 227L38 226L37 229L36 228H35V230L33 229L34 231H32V232L26 231L27 233H25V235L28 234V236L31 235V237L29 236L27 239L20 238L19 240H16L15 243H13L14 248L11 247L12 249H11V251L9 253L10 256L7 255V256H9V257H7V259L9 258L8 259L9 263H7V264H29L26 261H28V262L31 261L30 264H36L37 261H41V260H44V259H46L47 261L48 260L52 261V264H53V262L56 263L55 261H53L54 254L49 251L51 248L54 247V246H52V244H54L56 241H53V240L49 241V240L46 239L49 242V244H51V247L48 249V246H47L48 242H44L42 240L39 241V239H38L39 235L42 233L41 229H44V228L47 229L48 228V227H44V228H42ZM52 227L55 228L53 225H52ZM144 227H145V225H144ZM174 227H175V225H174ZM220 227L221 228L222 227L225 228V230L223 232L215 231L216 228H220ZM82 228H83V226H82ZM86 228H88V227H86ZM148 228L149 227H147V229ZM157 228H160L161 231H163L162 229L164 228V223L160 222V224L158 225ZM157 228L154 227V231ZM147 229H145V230H147ZM53 230H56V229H53ZM28 232H30V233H28ZM64 232L66 233L67 231L65 230ZM87 232H89V231H87ZM148 232H150L151 235L153 234L151 232V230H149ZM22 233H23V231L21 232V235H22ZM45 233L43 232V234H45ZM138 233H140V232H138ZM47 234H49V233H47ZM15 235H17V233ZM145 235L147 237V234L144 233L143 236H145ZM77 236L83 237V239H80V241L78 242L77 241L78 240ZM86 236L88 238H86ZM118 236H119V234H118ZM15 237H17V236H15ZM12 238H14L13 235H12ZM134 238H133V240H135ZM109 239L110 238H108L107 241H109ZM114 239H112V240L113 241L117 240L116 238H114ZM127 239H130V241L128 242ZM97 240H96V242H97ZM67 241L66 240H64V241L62 240L61 242H63L62 244H65V243H67ZM103 241L106 242L105 239ZM92 242H91V244L93 246ZM105 242H104V247H105ZM11 243H12V241H11ZM6 245H8V244H6ZM88 245H90V243ZM94 245H96V244H94ZM109 245H111V244H109ZM22 246H24V248L26 249L27 254H28V252L33 250L34 247H36V248L39 247L40 249L38 251H36V255L37 256L35 258L33 257V254H32V252L34 253V251H32L30 253V255L32 254V256H30V255L29 256L28 255L25 256L26 254H24V252H23L24 256L22 257V254H21V250H22L21 247ZM68 246L69 245H67L66 247H68ZM102 246L103 245H101V247ZM74 247H72V248H74ZM101 247H99V248L96 247L97 249H99L98 250L99 252H100ZM44 248L48 249V250L46 251ZM113 248L114 247L112 245V249ZM43 249H44V251L42 252ZM93 249H95V248H93ZM116 249H113V250H116ZM120 249L123 250V251L125 250V252L120 251ZM0 250H1V248H0ZM8 250H10V248ZM64 250H63V252H64ZM75 250L76 249H74L73 251H75ZM105 250H103V253H104ZM3 251H4V248H3ZM81 251L86 252L85 253V257H88L87 256L88 252L85 250V248H83ZM108 251H109V249H108ZM110 251H111V249H110ZM63 252H61V257L64 254ZM90 252L92 253L91 250H90ZM99 252H98V254H99ZM69 253H71V252L69 251ZM69 253H67V255ZM0 254H2V253H0ZM100 254H102V251L100 252ZM90 255L87 258V260L91 257ZM92 255H93V253H92ZM55 256L57 257L56 258L57 260H61V259L63 260V258H59L60 255H58L57 253H56ZM63 257H64V255H63ZM67 257L69 258V256H67ZM23 258H25V259L23 260ZM72 258H74V257H72ZM4 259H3L2 262H4V261L6 262V259L5 260ZM75 259H76V256H75ZM91 259H93V258H91ZM68 260H71V258H69ZM88 261H90V259ZM101 261H102V259H101ZM47 264H50V262H47ZM101 264H103V262Z\"/></svg>", "mask_w": 264, "mask_h": 264}, {"label": "crops", "instance_id": "obj_3", "mask_svg": "<svg viewBox=\"0 0 264 264\" xmlns=\"http://www.w3.org/2000/svg\"><path fill=\"white\" fill-rule=\"evenodd\" d=\"M137 16H135V18L132 20V22L130 23L131 26V33H135V30H137L139 32L140 26L142 25V23H146L147 27H151L150 23L151 22H155L158 23V20H167L170 19L168 18V13L167 16H162L159 17V11H157V8L155 7V5H145L142 6L140 5L137 13ZM262 20V21H261ZM258 22H255L254 24V28L256 30V32L258 33V35H262V33H264V17H260L257 20ZM126 25V24H123ZM128 25V24H127ZM258 25V27H257ZM158 26H155L154 28H156ZM157 29V28H156ZM144 36V35H142ZM183 33L181 34V32H179L178 34L172 33V34H166V39L164 40V42H159V41H153V42H159V43H165L163 45H166L167 47H180L182 45L181 40L183 39ZM137 37H139V35H137ZM146 37L149 38H153V36H151V34L148 32V35H146ZM159 37L158 35H156L154 38ZM163 37V36H161ZM150 40H145V39H139L137 38L135 40L136 44H149ZM118 43V42H116Z\"/></svg>", "mask_w": 264, "mask_h": 264}, {"label": "built area", "instance_id": "obj_4", "mask_svg": "<svg viewBox=\"0 0 264 264\" xmlns=\"http://www.w3.org/2000/svg\"><path fill=\"white\" fill-rule=\"evenodd\" d=\"M228 32H230V35L231 37L234 39V40H240L242 38V32L240 29H237V30H229Z\"/></svg>", "mask_w": 264, "mask_h": 264}]
</instances>
